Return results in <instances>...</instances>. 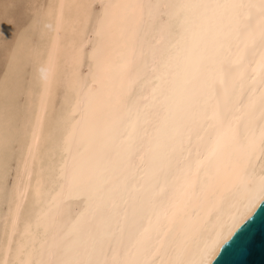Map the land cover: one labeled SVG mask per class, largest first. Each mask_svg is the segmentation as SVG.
<instances>
[{"label":"bare ground","instance_id":"obj_1","mask_svg":"<svg viewBox=\"0 0 264 264\" xmlns=\"http://www.w3.org/2000/svg\"><path fill=\"white\" fill-rule=\"evenodd\" d=\"M260 3L0 0V264L222 248L264 176Z\"/></svg>","mask_w":264,"mask_h":264},{"label":"water","instance_id":"obj_2","mask_svg":"<svg viewBox=\"0 0 264 264\" xmlns=\"http://www.w3.org/2000/svg\"><path fill=\"white\" fill-rule=\"evenodd\" d=\"M212 264H264V204L240 225Z\"/></svg>","mask_w":264,"mask_h":264},{"label":"snow or ice","instance_id":"obj_3","mask_svg":"<svg viewBox=\"0 0 264 264\" xmlns=\"http://www.w3.org/2000/svg\"><path fill=\"white\" fill-rule=\"evenodd\" d=\"M225 7H229L231 9H234L237 11L240 20H243V16L240 13V10L244 8H251L253 5L251 4H244V3H233L231 5H226ZM260 7V13L262 18H264V0H261V3L259 5ZM261 56L262 61H264V20H262V29H261ZM261 150L264 151V128L261 130ZM260 204H264V176H261L260 178V184L258 189H255L253 192L252 197L250 198L249 202L245 205L244 213L241 217V220L247 218V215L254 210L257 206ZM241 221H237L235 224H233L232 228H230L228 231L229 233L235 228L239 226V223ZM219 242H213L212 245H210L204 253L201 255L200 260L197 262V264H212L213 259L215 258L216 252L218 251ZM8 251L11 253L12 246L11 243H9ZM19 253V250H17ZM43 255V253H41ZM57 253L54 251L48 252V259L44 260L41 259L39 261L33 262V264H94L93 261L90 260H80V259H57L56 258ZM16 264H29L28 261L20 260L16 262ZM112 264H139V262L135 260H124V261H117L113 260Z\"/></svg>","mask_w":264,"mask_h":264}]
</instances>
